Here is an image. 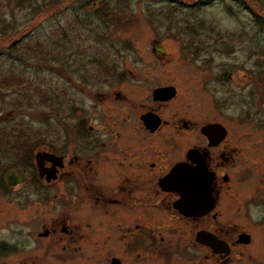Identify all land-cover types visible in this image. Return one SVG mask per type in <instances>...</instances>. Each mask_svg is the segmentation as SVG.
Segmentation results:
<instances>
[{"label":"rangeland","instance_id":"obj_1","mask_svg":"<svg viewBox=\"0 0 264 264\" xmlns=\"http://www.w3.org/2000/svg\"><path fill=\"white\" fill-rule=\"evenodd\" d=\"M262 8L264 0H0V178L13 165L23 176L32 173V168L20 165L11 147L15 136L44 140L59 150L68 135L59 119L70 131L77 120L70 115L72 108L87 111L94 92H106V69L119 70L126 63L135 76L140 71L138 77L172 78L175 117L191 122L216 119L228 126L226 145L234 149L231 155L227 149L222 152L224 159L232 160L220 167L229 180H220L228 204L219 206L218 220L247 229L262 223L264 204L255 202L251 210L250 200L264 196ZM111 93L99 102L98 121L106 113L118 118L112 114L116 107L108 102L114 100ZM189 135L190 146L195 141L193 132ZM38 149L49 148L42 145L32 158ZM71 151L69 145L68 154ZM214 155L219 158L218 151ZM65 159L70 170L72 163ZM96 162L101 168L105 159ZM100 174L110 182L107 171ZM43 188L27 182L0 189V264H109L108 245H117L116 258L123 259L121 243L110 237L99 244L102 254L90 257L91 238L102 235V227L101 233H92V228L105 216L102 220L98 211L89 209L81 208L79 214L56 209L54 193L61 187ZM44 192L51 203L42 202ZM64 217L74 228L80 225L76 239L58 231L37 240V229ZM194 222L172 217L170 229L159 230V237H168L162 244L158 241L160 251L142 258L131 255L126 263L183 264L182 245L189 242ZM58 235L66 239L58 241ZM52 242L55 245L47 250L46 243ZM1 244L7 248L2 250ZM73 250L80 259L66 257Z\"/></svg>","mask_w":264,"mask_h":264},{"label":"flooded vegetation","instance_id":"obj_2","mask_svg":"<svg viewBox=\"0 0 264 264\" xmlns=\"http://www.w3.org/2000/svg\"><path fill=\"white\" fill-rule=\"evenodd\" d=\"M116 70L112 67L106 69L107 76L102 81L107 86L106 92L95 91L92 105L87 111L80 106L72 108L71 117L77 120L72 124L70 131L61 123L62 129L68 133L62 147L58 150L51 144L52 148L38 149L54 154L55 159L36 158V151L32 164L28 166L32 168L31 175L23 176L20 167L18 170L14 166L8 168L18 172L14 174L19 176V181L13 182L11 174V183L7 185L4 174L0 178V189L5 191L25 186L27 182L34 188L58 184L61 189H55L53 201L56 209H72L73 214L81 213L82 209H89L90 213L98 211L96 214L102 216V220L105 216V220L98 221L92 228V233H99L102 227V235L94 234L91 238L94 250H91L93 253H90V257L95 259L102 254L99 244L104 242L105 238L118 239L122 245L119 250L121 249L123 259L116 258L117 245L114 248L108 245L110 256L106 258L109 259V264H127L126 259L131 255L140 258L155 255L160 251L158 241L161 240L162 244L165 238H168L162 233L170 229L169 220L171 224L172 217H179L187 222L197 221L189 231V242L182 245L183 264H264V221L251 223L249 229H242L218 220L219 206L225 207L228 204L222 196L224 190L220 180H229L228 174L220 171V167L222 163L227 167L226 164L232 160L228 157L224 159L222 152L227 149L231 155L234 149L226 145L228 126L216 119L191 122L184 117H175L173 105L177 91L170 81L172 78L165 80L160 76H148L150 74L138 77L140 71L137 69L135 76V73L126 67V63ZM108 91L112 92L110 96L114 97L113 101L108 102L116 107L112 114L118 115V118L106 113V116L98 121L99 102L109 98ZM94 100L97 101L96 105L93 104ZM213 123L222 124L225 135H213L209 139L202 132L203 126ZM191 132L195 143L189 146ZM69 145L72 149L71 155L67 152ZM214 150L218 151L219 158L214 155ZM190 152L203 158L208 171L213 174V205L199 216L180 213L174 205L179 194L161 183L167 180L176 164L186 162L194 165ZM65 158L72 163L70 170L69 162L67 163ZM97 158L105 159L101 168L96 162ZM38 162L43 170L41 174L38 171ZM105 171L110 176V182L101 179L100 173ZM44 193L42 202L51 203L48 201L49 194ZM250 200L253 205L251 210L255 208V202L257 205L264 204V196L259 199L250 196ZM117 213L120 214L119 218L112 215ZM159 215L162 221H159ZM209 218L211 220H208ZM88 224L93 225L91 222ZM74 226L64 217L54 220L48 226L43 225V228L37 229L34 234L37 240H43L51 233L57 234L60 231L61 234L68 235L69 240L76 239L78 234H81L78 231L81 227ZM188 226L187 230L191 225ZM159 230H162L161 237ZM112 234L115 237H112ZM65 239L58 235V241ZM46 245L49 250L55 244L52 242ZM9 248L14 250V247ZM69 256L81 258L74 250L66 257Z\"/></svg>","mask_w":264,"mask_h":264},{"label":"water","instance_id":"obj_3","mask_svg":"<svg viewBox=\"0 0 264 264\" xmlns=\"http://www.w3.org/2000/svg\"><path fill=\"white\" fill-rule=\"evenodd\" d=\"M224 126L222 124L213 123L202 127V132L207 135L209 139L213 135H225ZM214 138V137H213ZM222 139V138H221ZM55 159L52 153L37 151L36 158ZM190 159L194 162L191 165L186 162L178 163L171 170L167 180H163L165 186L179 194V198L175 201V208L180 213L187 216H199L206 213L213 205L212 180L213 174L208 171L205 161L199 155L196 157L190 152ZM39 174L43 173L38 162ZM15 170H9L5 174L6 184L12 181H19V176L14 174Z\"/></svg>","mask_w":264,"mask_h":264},{"label":"trees","instance_id":"obj_4","mask_svg":"<svg viewBox=\"0 0 264 264\" xmlns=\"http://www.w3.org/2000/svg\"><path fill=\"white\" fill-rule=\"evenodd\" d=\"M95 3L98 0H89ZM261 6V5H260ZM262 7V6H261ZM262 10H264V8H262ZM261 17V16H259ZM72 113V111H71ZM70 113V115H71ZM59 123H64L62 121V119L60 118ZM21 135V134H20ZM5 142L8 143V141L6 140ZM14 144L16 143L15 146L11 145V147L16 148V155H17V160L19 161L20 164H22V166H30L32 164L33 158H32V153L39 147H41L42 145H47L48 147L52 148V145L49 144L48 142L46 143L44 140H41L39 142L32 141L30 137H20L15 136L14 140H13ZM14 167H16L15 165H13ZM2 180V179H1ZM3 182V181H2ZM7 246H5L4 244H1V249L4 250L6 249Z\"/></svg>","mask_w":264,"mask_h":264}]
</instances>
